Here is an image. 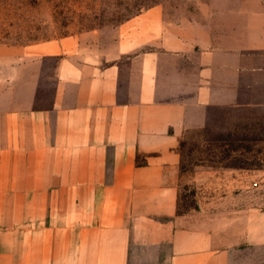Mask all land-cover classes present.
Instances as JSON below:
<instances>
[{"label": "crops", "instance_id": "crops-1", "mask_svg": "<svg viewBox=\"0 0 264 264\" xmlns=\"http://www.w3.org/2000/svg\"><path fill=\"white\" fill-rule=\"evenodd\" d=\"M198 4L0 45V264L264 258L263 208L179 211L186 129L210 110L264 108V3Z\"/></svg>", "mask_w": 264, "mask_h": 264}, {"label": "rangeland", "instance_id": "rangeland-1", "mask_svg": "<svg viewBox=\"0 0 264 264\" xmlns=\"http://www.w3.org/2000/svg\"><path fill=\"white\" fill-rule=\"evenodd\" d=\"M155 5L176 19L199 7L198 0H0V45L110 32ZM206 114L183 137L179 211H191L199 200L264 209V108Z\"/></svg>", "mask_w": 264, "mask_h": 264}]
</instances>
